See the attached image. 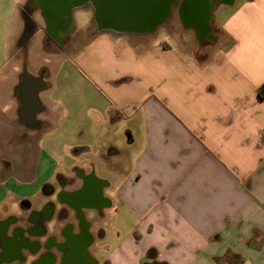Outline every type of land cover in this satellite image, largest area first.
Listing matches in <instances>:
<instances>
[{"label":"crops","instance_id":"crops-1","mask_svg":"<svg viewBox=\"0 0 264 264\" xmlns=\"http://www.w3.org/2000/svg\"><path fill=\"white\" fill-rule=\"evenodd\" d=\"M8 2L0 264H147L150 250L166 264H264V0L220 5L205 58L151 42L165 22L134 33L80 8L73 31L95 34L73 43L39 0ZM71 117L81 138L59 147ZM44 155L57 180L41 190ZM121 207L138 223L111 235Z\"/></svg>","mask_w":264,"mask_h":264},{"label":"rangeland","instance_id":"rangeland-1","mask_svg":"<svg viewBox=\"0 0 264 264\" xmlns=\"http://www.w3.org/2000/svg\"><path fill=\"white\" fill-rule=\"evenodd\" d=\"M52 3H54L56 0H50ZM179 5H175L172 9V13L170 18L162 25L160 26L158 32H155L150 36V41L151 42H161V41H167L171 43V45L183 56H187L188 54H193L197 57L205 58L206 56H210L212 53V48L213 45L209 42V38H205L201 40L199 36L197 35V32L193 28H187L184 25L183 19L178 13V7ZM220 5H215L213 7V21L212 25L218 27V21H215V14L217 10L219 9ZM91 7H88L89 9ZM92 9V8H91ZM122 8H118L116 10L120 11ZM54 8L49 7L48 13H53ZM223 11V10H222ZM221 11V13H222ZM45 14L46 11L44 10ZM14 9L13 6L8 2L5 5L1 4L0 5V69L3 66V64L7 60V52L8 49L6 47V40H3V32L10 27H14V24H12V18H14ZM85 14L81 11L75 12L74 16L75 19L79 24H81L84 21V16ZM46 19L49 23L50 31L53 32L52 28V23L49 20L47 14H46ZM217 34L218 28L216 29ZM5 34V32H4ZM71 39L74 43L77 42L81 38H86L88 39L90 36H93L94 29L91 26V29L89 32H74L73 28L71 29ZM42 40V39H41ZM71 47V46H70ZM83 47L82 44H78L75 48V51L73 50V53H71V56H76L78 51L81 50ZM221 47L218 46L217 49H220ZM46 49V48H45ZM72 50V49H69ZM32 53V59L37 62L36 64H39L41 61H45L48 57L45 56V50L43 48V43L40 41L36 44L35 48L31 51ZM50 59V58H49ZM70 62V61H69ZM71 63V62H70ZM71 65V64H70ZM14 65L13 68H6L5 70H0V91L8 90L10 91L13 86L11 82L9 81L10 77L6 76L7 74L11 73V70L15 68ZM72 72V71H71ZM10 80H13L12 78ZM75 87L74 80L71 79V89ZM10 99L8 98H3L0 96V104L4 105L6 101H9ZM76 120L71 117L70 123H69V128H64V130L57 136L55 137V141H57V145L59 147L62 146L64 141H69V142H76L79 141L81 138L79 136V132L81 129L75 126ZM87 136L85 137L86 140H90L93 138V131L91 129H87ZM48 138H46L47 140ZM44 139L42 142V147L46 148L48 143ZM120 141V140H117ZM58 163L56 160H51L48 156L44 155L42 159V166L48 168V174L46 177L44 176L43 178L41 177L40 182L38 186L36 187L37 189L43 190L46 187V180H50L51 182L56 183V167ZM12 185V182L9 184V186ZM33 190V189H32ZM91 201L90 199H87ZM118 219L116 222L111 223L109 225V229L111 232V235H129L131 230L137 225L138 223V218L135 215H131L127 213V210L124 207L120 208V213L117 215ZM112 229V230H111Z\"/></svg>","mask_w":264,"mask_h":264},{"label":"water","instance_id":"water-1","mask_svg":"<svg viewBox=\"0 0 264 264\" xmlns=\"http://www.w3.org/2000/svg\"><path fill=\"white\" fill-rule=\"evenodd\" d=\"M181 2L180 16L187 28L196 30L201 40L214 30L213 7L231 5L234 0H39L52 23L53 33L60 27L67 29L72 24L75 10L91 7L102 20L112 21L113 26L134 33L153 32L159 24L166 22L175 5ZM49 7L54 8L48 13ZM122 8L120 11L116 10ZM67 19L63 25L62 22ZM64 27H63V26Z\"/></svg>","mask_w":264,"mask_h":264},{"label":"flooded vegetation","instance_id":"flooded-vegetation-1","mask_svg":"<svg viewBox=\"0 0 264 264\" xmlns=\"http://www.w3.org/2000/svg\"><path fill=\"white\" fill-rule=\"evenodd\" d=\"M177 5H179L178 7V13H179V15H180V10H181V2H179ZM67 22V19H64L63 20V22H62V24L64 25L65 23ZM62 25V26H63ZM64 27V26H63ZM72 29V24L67 28V29H65V30H67L68 32H70V30ZM213 32H214V30H213ZM212 32V33H213ZM212 33L211 34H209L208 35V37H206V38H211L212 37ZM56 35H57V33H56ZM55 34H54V36L55 37H57ZM87 199H90V198H88L87 197ZM87 199H85V200H83V201H85L84 203L86 204V205H88V204H92V205H95L97 202H91V201H89V200H87ZM99 201H101L100 199H99ZM69 215V209L68 208H65V209H63V210H61L60 212H59V218H65V217H67ZM86 227V226H85ZM84 227V228H85ZM82 236H84L86 239H84L83 241H82V243L81 244H77L78 243V241L77 240H75V241H73L74 242V244H77V246L80 248V251L82 250H84V248H85V246H86V244H88V242H92V240H93V238L92 237H90L89 235H88V237H87V235H82ZM71 242V241H70Z\"/></svg>","mask_w":264,"mask_h":264},{"label":"trees","instance_id":"trees-1","mask_svg":"<svg viewBox=\"0 0 264 264\" xmlns=\"http://www.w3.org/2000/svg\"><path fill=\"white\" fill-rule=\"evenodd\" d=\"M263 90H264V87H263ZM148 256H149V259L152 260V263H147V264H166V263H159L156 261L157 253L155 250H150Z\"/></svg>","mask_w":264,"mask_h":264}]
</instances>
